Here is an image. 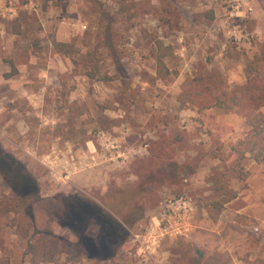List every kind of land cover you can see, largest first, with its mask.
Returning a JSON list of instances; mask_svg holds the SVG:
<instances>
[{
    "label": "rangeland",
    "instance_id": "374dc122",
    "mask_svg": "<svg viewBox=\"0 0 264 264\" xmlns=\"http://www.w3.org/2000/svg\"><path fill=\"white\" fill-rule=\"evenodd\" d=\"M129 1L131 18L119 0H0L1 154L35 182L17 197L0 166V264H32L39 230L64 238L40 264H264V159L232 149L251 108L182 98L196 77L216 92L246 82L264 0ZM157 38L171 47L166 77ZM85 56L116 78L89 77ZM211 200L225 201L217 218ZM114 219L127 232L111 253L89 250Z\"/></svg>",
    "mask_w": 264,
    "mask_h": 264
},
{
    "label": "trees",
    "instance_id": "16d2710c",
    "mask_svg": "<svg viewBox=\"0 0 264 264\" xmlns=\"http://www.w3.org/2000/svg\"><path fill=\"white\" fill-rule=\"evenodd\" d=\"M135 6L134 1L119 0L118 11L127 14L131 18L135 15L132 10ZM208 13L210 17L214 16L213 11H209ZM155 44L157 46V73L161 77H166L171 74L165 61L166 56L171 52V47L165 45L158 38L155 39ZM109 46L111 48V45ZM55 47L68 55L71 54L73 48L69 43L59 41L55 43ZM84 58L85 63L92 66V69H89L86 73L89 77L106 81L116 78L107 73L103 75L92 56H85ZM115 59L118 71L126 74V70L120 63V60ZM73 60L76 62L74 57ZM245 71L247 75L245 83L233 87L227 86L219 92H216L211 85L202 83L201 79L196 77L183 89L182 98L184 102L189 103L199 111L212 107L231 111L242 106H249L251 111L247 114L246 123L251 128V133L234 144L232 149L239 155L238 158L241 160L245 159L247 154H250L254 160L261 161L264 159V49L259 55L254 56L247 62ZM122 80L124 81L125 79ZM1 153L2 150L0 148V166L4 165L6 167L5 170L11 174L9 181L13 183L14 193L17 197H21L25 194V190L33 188L35 184L33 176L25 168L26 174L16 173L15 167L12 164L15 162V158L12 155H8L10 160L6 161ZM205 208L211 218H217L225 208V201L211 200L206 203ZM135 211L139 212L138 207ZM122 218L126 222V219ZM126 223H131V221L127 220ZM109 229L107 235H105L107 237H103L98 244L91 237L85 238V243L89 250L102 252L106 254V257L112 251L111 243L118 241L120 232L124 234L127 232L126 227L119 220L115 219L112 228ZM63 240V237L52 230L36 231L29 239L27 247L28 253L31 255L32 264L54 260L57 247Z\"/></svg>",
    "mask_w": 264,
    "mask_h": 264
}]
</instances>
